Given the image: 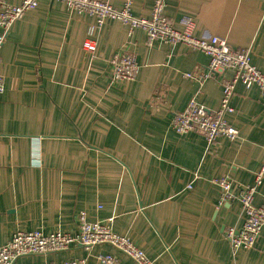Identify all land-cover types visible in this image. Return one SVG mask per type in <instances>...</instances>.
<instances>
[{"label":"crops","instance_id":"crops-1","mask_svg":"<svg viewBox=\"0 0 264 264\" xmlns=\"http://www.w3.org/2000/svg\"><path fill=\"white\" fill-rule=\"evenodd\" d=\"M11 5L21 0H3ZM121 8L126 0H108ZM132 13L149 18L153 0H131ZM165 14L184 28L194 17L196 36L219 37L235 51L250 50L264 73V0H166ZM77 14L58 1L42 0L8 32L0 49V246L17 231L78 233V216L112 219L155 264H264V226L254 248L233 255L226 228H240V201L220 206L213 180L229 176L238 195L255 184L264 164V99L258 87L236 86L228 123L238 139L209 145L196 132L177 134L173 114L194 98L220 107L227 69L206 80L209 57L181 44L148 43L146 34L107 20ZM3 31L0 29V38ZM97 41L94 55L84 42ZM133 54L135 80H112L110 61ZM194 76L195 78H191ZM38 148L37 160L34 149ZM264 201V180L254 205ZM116 249L82 245L18 264H61Z\"/></svg>","mask_w":264,"mask_h":264},{"label":"built area","instance_id":"built-area-1","mask_svg":"<svg viewBox=\"0 0 264 264\" xmlns=\"http://www.w3.org/2000/svg\"><path fill=\"white\" fill-rule=\"evenodd\" d=\"M42 0H21L18 5H11L0 0V29L3 35L0 38V49L13 25L21 20L24 14L34 10ZM65 4L77 14H88L95 18V25L91 29H100L105 21L116 20L127 26L129 34L135 30L143 31L148 43L152 45L159 41L172 46L181 44L189 49L201 51L209 57L207 73L202 75L206 80L216 74H222L230 69L233 75L223 82V95L220 107L210 110L192 99L187 108L173 114L172 129L179 135L196 132L203 135L208 144H213L218 138L226 137L230 141L238 139V131L228 123V115L234 112L231 100L236 86L243 84L247 88L258 87L264 99V73L251 63L250 50H232L225 39L219 37L201 38L195 35V22L191 14L184 16V28L179 30L165 14L166 0H153V8L149 18H138L132 13V1L126 0L121 8H116L108 0H49ZM87 54L94 55L97 50V41L89 39L83 44ZM112 80L129 82L135 80L139 65L133 54L115 55L111 61ZM195 78L194 76H190ZM5 91L3 78L0 77V94ZM35 160L38 148L34 149ZM264 180V164L255 174V184L242 186L238 195H235L232 186L233 180L225 176L220 180H213L220 189V206L238 200L242 205L243 223L240 228H226L224 237L230 244L233 255L241 250L255 247L264 226V201L260 206L254 205L257 188ZM112 219L107 222H90L87 214L81 212L78 216V233L75 235L61 231L44 234L40 231H17L11 240L0 246V264H17V261L27 256H46L51 253L67 251L72 245H82L88 252L101 245H108L128 258L133 264H155L144 251L137 247L128 237L115 233L112 229ZM99 264H122L110 254L97 256ZM61 264H87L85 259H73Z\"/></svg>","mask_w":264,"mask_h":264},{"label":"rangeland","instance_id":"rangeland-1","mask_svg":"<svg viewBox=\"0 0 264 264\" xmlns=\"http://www.w3.org/2000/svg\"><path fill=\"white\" fill-rule=\"evenodd\" d=\"M18 264V263H17Z\"/></svg>","mask_w":264,"mask_h":264}]
</instances>
